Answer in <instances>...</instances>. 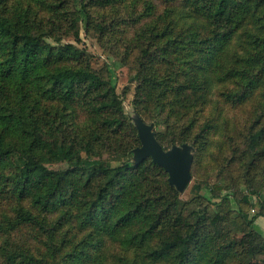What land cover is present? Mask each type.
Instances as JSON below:
<instances>
[{"label":"trees","instance_id":"obj_1","mask_svg":"<svg viewBox=\"0 0 264 264\" xmlns=\"http://www.w3.org/2000/svg\"><path fill=\"white\" fill-rule=\"evenodd\" d=\"M166 1L173 3L137 32L142 44L136 103L157 113V125L182 127L188 137L195 119L178 122L205 109L211 96L219 93L239 104L263 83L264 0ZM81 4L76 9L69 0L49 4L56 18L49 29L28 13L0 12V77L20 86L16 106L1 105L0 196L11 185L20 200L29 197L39 210L21 203L12 223L32 226L52 243L70 219L81 229L111 235L142 219L131 243L143 246L147 237L160 236L148 252L154 260L191 264L194 247H204L207 237L213 242L217 234L202 238L204 216L191 222L184 215L181 191L152 156L136 160L135 149L142 146L138 127L127 119L116 85L94 67L90 52L54 34L56 26L64 25L65 33L80 41L81 24L89 26L94 18ZM112 22H96V28L113 27ZM43 100L59 105L54 117L40 114ZM79 112L91 120L85 128L75 125ZM213 127L206 123L200 137ZM262 141L264 127L251 135V148ZM258 152L261 157L264 147ZM58 208L65 209L62 216L49 218ZM246 244L250 254L264 251V243L255 245L250 239ZM233 246L224 244L219 250ZM81 254L86 255L83 249L70 252L64 264L81 260ZM24 257V264H62L31 253Z\"/></svg>","mask_w":264,"mask_h":264},{"label":"rangeland","instance_id":"obj_2","mask_svg":"<svg viewBox=\"0 0 264 264\" xmlns=\"http://www.w3.org/2000/svg\"><path fill=\"white\" fill-rule=\"evenodd\" d=\"M59 1L0 0V12L8 16L28 13L29 17L40 19L49 29L56 20L49 4ZM81 1L94 18L89 26L85 22L81 24L80 41L72 33H65L64 25L56 26L55 36H64L65 42H73L90 52L94 67L116 85L130 122L135 125L137 116L142 115L146 126L154 125L153 130L160 134L166 150L172 151L174 145L183 149L181 145L186 141L194 147L192 177L180 194L184 201L182 212L191 222L200 215L204 216L201 221L203 239L208 234H211L210 238L217 235L213 242L207 237L204 247H194L195 256L191 264H264V251L256 255L245 252L247 240L251 239L255 245L264 243V154L260 157L258 152L264 147V141L257 149L250 145L251 135L264 127V81L253 96L239 104L226 101L219 93L211 96L205 109L178 122H187L189 118L196 120L188 137L182 127L177 126L176 129L171 123L164 122L157 125L154 121L157 113L136 103L137 57L142 44L137 40V32L144 24L160 18L164 9L173 2L69 0V4L76 9L82 7ZM111 21L113 27L102 31L96 28V22L109 24ZM19 89L16 81L0 77V112L3 110L1 105L16 106L20 98ZM34 102L35 97L30 104ZM42 102L39 112L43 118L54 117L59 105L55 101ZM65 118L70 119V115ZM158 119H161L160 114ZM74 121L76 126L84 128L91 122L83 112H79ZM208 122L214 127L200 137L203 126ZM126 140L131 139L126 137ZM148 147L146 145L142 151ZM104 157L109 158V154ZM10 169L4 170L8 173ZM6 189L0 196V264H24V253L64 264L71 259L69 253L79 249H83L86 255L83 257L81 254L82 259L74 264H168V261L154 260L148 254L160 236L147 237L143 246L131 243V237L144 225L142 219L111 235L81 229L69 218L61 227L60 238L53 243L32 226L14 227L16 208L21 203L35 211L39 209L29 197L20 200L15 196L11 185ZM56 210L49 218L56 220L65 209ZM243 238L246 239L245 246L241 244ZM224 244L234 246L219 250Z\"/></svg>","mask_w":264,"mask_h":264},{"label":"water","instance_id":"obj_3","mask_svg":"<svg viewBox=\"0 0 264 264\" xmlns=\"http://www.w3.org/2000/svg\"><path fill=\"white\" fill-rule=\"evenodd\" d=\"M136 125L142 141V146L135 149L136 160L139 162L148 156H152L153 160L169 173L170 184L176 186L179 191H184L192 177L193 146L183 143L181 145L183 149L179 145H174L172 151L166 150L158 141L153 130V124L146 126V121L138 115ZM142 125L145 127L143 128ZM146 145L149 147L143 152L142 150Z\"/></svg>","mask_w":264,"mask_h":264}]
</instances>
